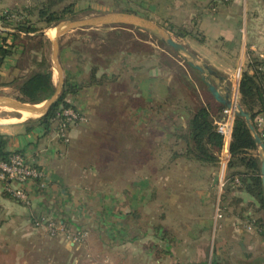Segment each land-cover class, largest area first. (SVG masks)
I'll list each match as a JSON object with an SVG mask.
<instances>
[{
  "label": "crops",
  "instance_id": "1",
  "mask_svg": "<svg viewBox=\"0 0 264 264\" xmlns=\"http://www.w3.org/2000/svg\"><path fill=\"white\" fill-rule=\"evenodd\" d=\"M23 1L0 0V14L21 7ZM115 2L121 9L128 4V9L137 11L133 14L162 27L174 25L193 32L195 36L176 38L217 73L221 79H210L223 93L226 78L245 71L251 58L259 59L264 69V0ZM44 33L52 44L49 33ZM151 41L146 44L157 48L155 57L143 56L137 64L132 61L136 53H132L127 58L129 66L124 68L128 74L125 83L113 73L120 92L115 95L114 109L122 110L114 114V119L117 123L130 122V136L126 135L130 140L147 139V130L151 131L150 127L138 131L135 123L141 125L142 121L155 117L161 123L169 121L161 125L162 159L157 169L146 145L141 153H149L150 158L144 161L145 173L139 176L136 162L140 151L128 140L126 152L133 155L130 157L133 162L122 165L120 159L103 183L111 191L104 189L92 196L91 190L84 186V169L75 162L69 163V143L58 141L53 132L46 136L39 130L28 132L20 124L0 127V134L11 138L9 150L20 152L46 174L44 189L39 190L36 184L27 188L31 195L28 206L8 196L0 184V253L5 256L16 253V264H38L43 253V259L53 264L56 261V264H264V232L254 222L264 221V210L245 192L236 191L219 199L217 184L221 178L217 176V166L182 155L186 146L174 135L186 129L191 107L171 103V71L156 63L162 55H170ZM61 52L59 40V57ZM21 61L20 51L0 64V78L5 81L0 90H9L12 88L7 86L9 83L28 72ZM54 76L53 72V80ZM63 79L61 90L65 85ZM91 88L68 99L86 115H91L95 107L83 99ZM155 107L162 108L156 109L154 117ZM171 108L174 113L168 116L165 110ZM170 135L174 142H170ZM70 136L75 139L73 132ZM117 148L116 145L114 155ZM122 149L121 146L120 154ZM78 171L77 183L72 172ZM218 205L222 209L221 219L216 217ZM41 217L57 220L68 226L69 234L81 232L86 238L76 243L62 235L50 237L44 228L34 224Z\"/></svg>",
  "mask_w": 264,
  "mask_h": 264
},
{
  "label": "rangeland",
  "instance_id": "2",
  "mask_svg": "<svg viewBox=\"0 0 264 264\" xmlns=\"http://www.w3.org/2000/svg\"><path fill=\"white\" fill-rule=\"evenodd\" d=\"M26 1V2H25ZM52 0H24L21 4L22 6L13 9L15 12H18L19 14L27 15L31 19V22L36 25L38 29H40V33L42 32H48L51 39L56 38L57 33V27L61 25V29L65 27L64 23L69 20H82L89 17L97 16L103 13H136L134 10L128 9V4H123L126 8H119L117 6L115 0H65L61 3L54 4L52 3L51 11H62L64 8L68 7L69 5L73 4V7L76 11V14L72 17H67L63 19L62 21L57 22L56 24H53L51 27H47L44 22H39V12L41 9H43L44 5L51 3ZM8 11V10H7ZM10 11V10H9ZM1 15V14H0ZM3 26L7 29V31H13L15 24L8 25L4 24ZM123 29V33H126L125 36H122L120 33L115 35L114 32H116V29ZM166 29L173 37L175 35L169 31V26L163 27ZM83 31V32H82ZM121 35V36H119ZM131 35V36H130ZM145 36L148 37L149 41L151 38V43H153V46L161 48V50L166 51L171 57L178 59V62L182 65H184L183 57L174 51L172 48L168 47L162 40L156 35L153 34L147 30L141 29L139 27L135 26H129L126 24H118V25H110V26H102L97 28H87V29H71L67 31L63 36L59 37L60 43L62 45V52L61 56H58L59 64L61 68L64 71V83L70 82L75 84H81L84 81L89 82L91 79V66H89V56L86 54V52H89L91 50H98L101 51L103 49L104 45H108V48L111 50L115 48V46L119 49H123L124 53L126 51H129L130 48H133L134 42L136 38H145ZM5 37L0 34V45L2 43V38ZM7 37V35H6ZM176 38V37H175ZM176 40H178L176 38ZM10 44H18L19 41H12L9 40ZM113 41V42H108ZM31 45L34 43L33 41H30L28 39H23L21 42L22 44ZM164 43V44H160ZM20 44V43H19ZM160 45V46H159ZM102 47V49H101ZM69 48V51L67 50ZM157 48H155L156 50ZM16 54L22 51V49H16ZM44 52L47 54V56L51 59V65L54 72V82L56 86L59 85V73L57 71L56 65L53 61V47L52 44L47 46L44 49ZM124 53H120L117 55V59L112 63V65L109 67L108 75H114L113 73H117L119 78H121V83H125V80L127 81L128 74H126L124 71V68H127L129 65L127 63V56H125ZM158 53H162L158 50ZM164 54V53H163ZM50 55V56H49ZM101 59H104V55H99ZM115 56V55H114ZM139 56H132V61H135L137 64L141 63V60ZM180 58V59H179ZM182 59V60H181ZM161 57H159V60H156V63L158 65H162L163 63H166V61H163ZM181 60V61H180ZM31 61V60H30ZM29 61L25 65L26 71L33 68L32 63ZM258 61H260L258 59ZM30 65V66H28ZM101 65V64H100ZM128 65V66H125ZM168 66V65H166ZM170 66V65H169ZM166 67L170 70L171 76H172V88L171 91V103H177L182 104L186 107L194 108V104H198V101L202 98L203 90H205V86L202 85L198 78L200 77V74L197 70L191 69L186 67V70L188 72V75L191 79H193V84H189L190 86H183L181 81V75L178 71L177 67ZM164 68V67H163ZM124 69V70H123ZM197 71V72H196ZM104 68L101 69V71L97 74L96 80L98 85L95 83V85H92L90 93L85 94L83 97L84 100L90 101L93 104H95L94 111L91 115H86V117L89 116V121L76 125L71 126V130L69 131V163H74L76 165H79L81 169L83 170L84 175V186L89 188L91 191L92 196L98 195L99 192L104 191V189H107L108 191L111 189L104 187L103 183L106 182L109 175L108 173L110 171H113V168L117 166V162H120L122 165H130L133 155H130V153H127V147L128 144L126 142L129 140L133 144H135L139 148V157H137V169L139 172V176L141 172L145 173L144 167V155L143 153V147H148L149 151H152V161L154 162V168L157 169V165H160L162 155H161V125H165L166 123L159 122V117H155V111L153 112L154 117L152 121H142L141 125L137 123L134 124V126L137 127V130L140 131L142 127H150L151 131L147 130L148 138L144 139L141 138H133L130 140H124L123 135H129L130 136V130L132 127L130 122H124V123H117V121L114 119L115 115L114 112V106H115V95H119V84H117L118 81H113V76H110L108 81L106 79H103L104 77ZM243 71L241 70V73H236L232 75L229 79L226 78L225 85L229 88L232 87L233 83L236 82L237 79L241 81ZM26 74V72H25ZM66 74V75H65ZM10 81V80H7ZM5 82L0 78V88L1 84ZM102 83V84H101ZM194 83L197 85L196 89L193 85ZM6 84V83H5ZM124 85V84H123ZM203 86V87H202ZM192 87V88H191ZM87 88H84L80 91V94L83 92H86ZM63 91V90H62ZM60 92V94L62 93ZM59 94V96H60ZM1 98H9L16 100L17 99V93L15 89L9 88V90H6L5 92L0 90ZM4 96V97H3ZM78 96V95H77ZM18 100V99H17ZM123 100V99H121ZM239 103H241V97L239 96ZM43 105V104H42ZM243 106V105H242ZM245 109V107L243 106ZM119 109V108H118ZM77 110V109H76ZM246 110V109H245ZM117 111V110H116ZM115 111V114L121 113L122 110H118V112ZM247 111V110H246ZM248 112V111H247ZM173 112V109L165 110V114L168 116H171ZM249 113V112H248ZM102 117H100V115ZM158 116V115H157ZM41 117V114H32L30 116L24 117L22 113L15 112L10 109L0 108V127H14L18 124L24 125L25 129L30 128L33 126L32 121L35 119H38ZM120 118V117H117ZM155 120V121H154ZM145 123H147L145 125ZM172 124V123H170ZM173 125V124H172ZM140 128H139V127ZM174 126H176V123H174ZM73 132L74 138L71 139L72 136L71 133ZM168 132V131H167ZM140 133V132H139ZM55 134V133H54ZM169 134V132H168ZM166 134V136L168 135ZM111 136L118 137L117 142L113 141L111 139ZM122 136V138H120ZM171 136V135H170ZM124 141V142H123ZM175 139L173 136L170 137V142H174ZM114 145V146H113ZM118 146L116 150V155H114L115 146ZM122 146V153L120 155L119 151ZM259 148V146H258ZM258 149V155H259ZM116 156V157H115ZM72 157V158H71ZM116 159H115V158ZM150 158V154H147V159ZM65 159V158H64ZM129 159H131L129 161ZM113 160H116V165H114ZM129 161V162H128ZM149 161V160H148ZM133 162V161H132ZM74 164V165H75ZM95 165L96 169L94 171H98V173H92L91 172V166ZM133 165V164H132ZM217 166V176H219V164H214ZM107 171V172H106ZM72 176L77 180V183L80 182V172H72ZM231 173V170L227 171V177ZM95 175V176H94ZM99 178V179H98ZM232 189L230 187H226L224 189V194H232L230 193ZM97 202V201H96ZM51 237V236H50ZM66 237V236H65ZM69 238V237H68ZM72 240V239H71ZM44 253L41 254V258L38 260V264H53L52 261H48L44 258ZM63 259V258H62ZM64 260V259H63ZM66 260V259H65ZM34 261V260H33ZM5 262V264H16V253H11L8 256H5L0 253V264ZM47 262V263H46ZM57 263V261H56ZM54 263V264H56ZM64 262L63 264H65ZM59 264H61L59 262ZM69 264V262H68Z\"/></svg>",
  "mask_w": 264,
  "mask_h": 264
},
{
  "label": "trees",
  "instance_id": "3",
  "mask_svg": "<svg viewBox=\"0 0 264 264\" xmlns=\"http://www.w3.org/2000/svg\"><path fill=\"white\" fill-rule=\"evenodd\" d=\"M63 1L65 0H52L51 3L44 5L43 9L39 12V22H44L49 28L68 16H74L76 11L73 4L64 8L62 11H51L53 2L54 4H58ZM14 12V10H10V13ZM21 16L22 19L15 23L13 31L10 32L5 30L1 33V35L5 37L2 38V43L0 45V64H2L8 57L16 54L17 48H21L22 67L31 60L30 62L32 63L33 68L29 69L25 75L15 78L14 81L7 86H12L17 90V99L19 101L29 104H40L50 99L56 92L51 59L44 52V49L51 45V43L44 35L39 34L40 29L31 22L29 16L23 14ZM0 19L4 24H10L4 16L0 15ZM116 30L117 31L114 32L115 35L119 33L122 36L126 35V33H123L122 31L123 29L119 28ZM169 31L179 39L195 36L193 32L188 31L186 28L174 25H169ZM25 38L34 43L31 45H26L25 43L21 45V42ZM9 40L19 41L20 44H10ZM147 41H149L147 36H145V38L137 37V40L133 43V48H130L129 51H126L125 53L123 52V49H119L116 46L111 50L108 48V45H104L103 49L101 47V51L91 50L86 52L90 60L89 66L92 68L90 81H84L79 85L66 81L58 100L44 116L32 121L33 126L27 128L28 132L39 130L44 136L51 132L55 133L58 124L63 120V111L69 108L77 109L75 105L68 100L69 97L77 96L84 88L95 85V83H97V74L102 68L109 70V67L117 59L118 54L124 53L127 58H129L132 53H136L137 56L141 55L140 57H155L156 51L150 45L146 44ZM108 42L110 43L113 41ZM100 54L104 55V59L100 58ZM161 58L164 59L163 61H166V63H163L162 65L177 67L181 75L180 78L183 86L188 87L190 86L189 84H193V79L189 77L186 67L193 68L184 60L181 59L184 62L183 66L179 64L178 59L176 60L171 56L162 55ZM18 68L20 67H17V69ZM171 69L172 68H170V70ZM104 74L103 79H106L107 81L110 76H113V81H116L117 79L115 75H108L107 72H104ZM198 81L205 86V90H203V95L201 96L202 98L198 101V104H194V108L190 109V117L187 121L186 129H184V131H176L177 133L174 136L178 141L181 140L186 146L182 153L184 157L200 163L214 165L219 161V153L223 145L222 137L217 133L214 123L216 120L222 119V112L225 107L214 99L208 89L206 81L203 80L201 76L198 78ZM97 84L99 85L100 83L98 82ZM193 86L198 89L195 83ZM239 92L241 103L251 115L252 123L254 125L256 116L264 111V69L263 63L258 61V59L251 58L247 68L243 71ZM160 108L155 107V110L153 109L155 114L156 109ZM167 119L172 118L169 117ZM164 123L167 125L169 121H164ZM70 129L71 128H69V130ZM111 139L115 141L117 138L111 136ZM122 139L128 140L129 137L126 135L124 137L123 135ZM10 142V136L0 134V160L8 161L12 154L20 153L18 151L9 150ZM258 149V145L246 120L237 116L234 123L233 140L230 147L231 160L228 165V170H231V173L228 177L231 181H229L228 187L232 189L230 193L240 191L249 194L258 202L260 210H264V189ZM147 154L149 153L142 154V156L144 155L145 157L144 161L147 159ZM173 156L178 157V154L174 153ZM91 169H96L95 165L91 166ZM236 177L240 179V187L234 186V179ZM254 222L261 232H264V221L256 219Z\"/></svg>",
  "mask_w": 264,
  "mask_h": 264
},
{
  "label": "built area",
  "instance_id": "4",
  "mask_svg": "<svg viewBox=\"0 0 264 264\" xmlns=\"http://www.w3.org/2000/svg\"><path fill=\"white\" fill-rule=\"evenodd\" d=\"M219 2L229 3L233 0H216ZM22 14L10 13L6 10L1 13L10 24H15L22 19ZM10 30L3 26V21L0 19V34L5 31ZM239 86L240 80L237 79L230 88V100L232 106L226 108L222 112V119L215 121V129L217 133L222 137V148L219 153V176L221 179L217 184V192L219 199L222 198L224 189L228 187L230 178L227 177L228 165L231 160L230 147L233 140L234 123L237 117L236 115V105L239 104ZM63 120L57 126L55 131V137L58 141L64 144L70 142L69 128L71 126H76L84 124L87 122V117L84 113L73 108L65 109L63 111ZM254 127L260 136L261 140L264 142V111L259 113L255 118ZM0 184L3 187L4 192L12 197L13 199L21 202L22 204L28 206L31 204V195L27 190L29 185L36 184L39 190L46 187V174L39 167L30 164L21 153H14L10 156L8 161L0 160ZM234 186L240 187L241 182L239 178L234 179ZM221 200H219V204ZM217 219L223 217L222 209L220 205L217 207ZM35 226L38 228H44L48 235L51 237L66 236L70 237L72 241L76 243H81L85 240L86 235L81 232H76L69 234V228L67 225L53 219H48L45 217L38 218L34 222Z\"/></svg>",
  "mask_w": 264,
  "mask_h": 264
},
{
  "label": "water",
  "instance_id": "5",
  "mask_svg": "<svg viewBox=\"0 0 264 264\" xmlns=\"http://www.w3.org/2000/svg\"><path fill=\"white\" fill-rule=\"evenodd\" d=\"M126 24L129 26L139 27L141 29L147 30L153 34H156L162 42H164L168 47L172 48L174 51L179 53L183 60L190 65L193 69L197 70L201 75L202 79L206 81L208 89L214 99L222 104L226 108L232 106L230 100V88L226 87V92H221L216 85L213 84L210 77L221 79L217 73L208 65L201 63L195 54L189 50L184 44L176 40L166 29L162 26L142 18L136 14L130 13H103L97 16L89 17L82 20H69L64 23L65 27L61 29V25L57 27L56 38L52 40L53 47V61L57 67L61 82L56 87L55 94L48 100L40 104H29L24 103L19 100H13L9 98L0 97V108L10 109L18 113H30V114H41V117L44 116L52 105L58 100L59 94L62 91L63 86V70L59 64L58 60V47H59V37L63 36L67 31L73 29H87V28H97L102 26ZM44 35L45 33H39ZM61 95V94H60ZM43 104V105H42ZM236 115L242 117L246 120L250 131L252 132L257 145L259 146V158L261 161V175L264 188V142L261 140L258 135L253 123L251 115L243 108L239 103L236 105Z\"/></svg>",
  "mask_w": 264,
  "mask_h": 264
},
{
  "label": "bare ground",
  "instance_id": "6",
  "mask_svg": "<svg viewBox=\"0 0 264 264\" xmlns=\"http://www.w3.org/2000/svg\"><path fill=\"white\" fill-rule=\"evenodd\" d=\"M22 115L27 117V116H30V115H32V114H30V113H26V112H25V113H22Z\"/></svg>",
  "mask_w": 264,
  "mask_h": 264
}]
</instances>
